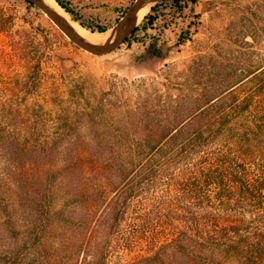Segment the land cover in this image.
Returning <instances> with one entry per match:
<instances>
[{
	"label": "rangeland",
	"instance_id": "obj_1",
	"mask_svg": "<svg viewBox=\"0 0 264 264\" xmlns=\"http://www.w3.org/2000/svg\"><path fill=\"white\" fill-rule=\"evenodd\" d=\"M63 1L85 25L107 28L105 33L116 41L121 21L139 0ZM157 1L152 8L160 4ZM181 4L182 12L173 0L155 13L151 8L146 16L159 17L153 26L143 29L145 16L128 27L125 42L117 49L95 55L76 45L33 3L0 0V264H76L61 254L72 237L65 227L57 223L48 229L41 219L26 215L8 230L11 207L25 203L28 189L42 197L56 185L60 190V180L68 171L63 163L75 156L78 160L83 155L88 164L84 172L92 185L98 174L92 163L98 157L84 150L98 142L96 133L102 134L107 156L109 151L117 153L129 164L120 146L133 140L123 134L132 107L160 110L166 101L173 109L177 106L172 99L180 95L220 94L243 81L233 93H224L219 109L239 113L246 99L249 112L243 118L232 116L229 123L254 127L256 104L264 105V0ZM212 64L218 68L214 70ZM72 146L78 149L71 151ZM69 173L76 180L78 168L72 166ZM116 174H110L107 188L96 191L103 209L111 205L112 179L113 186H119L120 173ZM227 198L215 205L243 204L236 196L232 201ZM47 205L45 201L41 211ZM137 206L133 204L131 211L139 212ZM122 229L127 230L126 224ZM167 242L168 234H163L155 244ZM133 247L132 254L118 242L109 261L132 264L149 251L145 242Z\"/></svg>",
	"mask_w": 264,
	"mask_h": 264
},
{
	"label": "trees",
	"instance_id": "obj_2",
	"mask_svg": "<svg viewBox=\"0 0 264 264\" xmlns=\"http://www.w3.org/2000/svg\"><path fill=\"white\" fill-rule=\"evenodd\" d=\"M56 1L82 26L93 32L108 30L88 27L67 3ZM187 1L173 0V4L182 12L181 3ZM169 2L161 0L152 12ZM158 19L146 16L143 29ZM242 82L220 94L180 95L172 99L177 106L173 109L166 101L162 110L132 107L123 134L133 140L120 146L129 164L119 160L117 153L109 151L107 156L102 134L96 133L98 142L84 150L98 157L92 163L98 172L95 182L90 185L91 177L84 172L88 164L78 151V160L75 156L63 163L68 171L60 180V190L56 185L42 197L28 189L25 203L12 205L8 230L26 215L41 219L48 229L59 223L72 235L61 254L76 264H112L109 257L118 242L127 252L135 244L147 245L149 251L132 264H264V105L256 104L254 127L229 123L232 116L243 118L249 112L246 99L239 113L219 109L224 93H233ZM158 98L162 103L163 97ZM233 100L239 103L236 97ZM72 166L78 168L76 180L69 173ZM116 172L119 186L114 187L112 179L111 205L103 209L96 191L107 188ZM59 192L61 205L57 206ZM226 195L229 201L236 196L243 204L215 205ZM45 201L48 205L41 211ZM135 203L139 212L131 211ZM125 224L127 230L122 229ZM163 234H168V242L155 244Z\"/></svg>",
	"mask_w": 264,
	"mask_h": 264
},
{
	"label": "bare ground",
	"instance_id": "obj_3",
	"mask_svg": "<svg viewBox=\"0 0 264 264\" xmlns=\"http://www.w3.org/2000/svg\"><path fill=\"white\" fill-rule=\"evenodd\" d=\"M38 1L42 2L49 9L57 21L76 32L82 40L96 46H105L109 43L115 42L117 37H114L110 33H93L89 29L83 27L79 22L75 21L71 15L55 0ZM156 1L157 0H139V8L137 12L126 20L122 28L127 30L129 26L136 25L142 21Z\"/></svg>",
	"mask_w": 264,
	"mask_h": 264
},
{
	"label": "water",
	"instance_id": "obj_4",
	"mask_svg": "<svg viewBox=\"0 0 264 264\" xmlns=\"http://www.w3.org/2000/svg\"><path fill=\"white\" fill-rule=\"evenodd\" d=\"M28 1L33 3L38 8L42 9L49 16V18L59 27V29L65 35H67L76 45H78L82 49H84V50H86V51H88L90 53H93L95 55H104V54L110 53V52L114 51L115 49H117L120 45H122L125 42L126 30H124L122 27H123L124 23L126 22V20L131 15H134L137 12L138 8H139V1H138L133 7L130 8L129 12L124 17L123 21H121V23H120V35H121L120 38L117 39L111 45H109L107 47L106 46L104 47V46H96V45L90 44V43L82 40L78 36V34L76 32H74L72 29L68 28L66 25H64V24L60 23L59 21H57L56 18L51 14L49 9L42 2H40L38 0H28ZM99 33H101V32H99Z\"/></svg>",
	"mask_w": 264,
	"mask_h": 264
}]
</instances>
